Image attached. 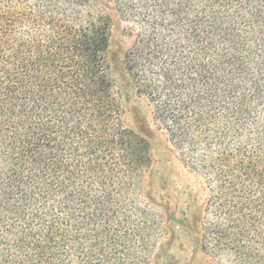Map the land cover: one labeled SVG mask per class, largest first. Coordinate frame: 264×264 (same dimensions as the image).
I'll return each instance as SVG.
<instances>
[{
    "label": "trees",
    "instance_id": "1",
    "mask_svg": "<svg viewBox=\"0 0 264 264\" xmlns=\"http://www.w3.org/2000/svg\"><path fill=\"white\" fill-rule=\"evenodd\" d=\"M116 4L137 95L204 181L202 252L264 264V0ZM111 21L99 0H0V264L170 257L169 233L153 243L152 147L124 121Z\"/></svg>",
    "mask_w": 264,
    "mask_h": 264
},
{
    "label": "rangeland",
    "instance_id": "2",
    "mask_svg": "<svg viewBox=\"0 0 264 264\" xmlns=\"http://www.w3.org/2000/svg\"><path fill=\"white\" fill-rule=\"evenodd\" d=\"M99 6L102 13L110 16L112 20L110 65L115 90L123 104L125 124L138 136L147 139L152 147L153 166L145 172L143 182L152 180L154 183L152 195L156 200V207H153L149 214H153L158 221L162 220L159 222L161 231L154 233L153 243H163L168 238V233L171 235V240L168 239L170 242L165 248L170 257L164 256L161 262L215 264L202 252L194 225L196 214L206 199L204 181L183 162L179 153L169 143L166 129L161 128L155 121L152 103L148 98L137 95L126 70V54L133 43L128 31L134 28L133 22L120 15L116 0H99ZM139 200L149 202L145 195L140 193ZM171 213L174 216L169 220Z\"/></svg>",
    "mask_w": 264,
    "mask_h": 264
}]
</instances>
